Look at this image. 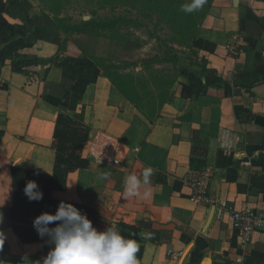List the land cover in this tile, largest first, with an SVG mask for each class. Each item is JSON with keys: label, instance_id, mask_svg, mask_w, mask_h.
<instances>
[{"label": "crops", "instance_id": "crops-1", "mask_svg": "<svg viewBox=\"0 0 264 264\" xmlns=\"http://www.w3.org/2000/svg\"><path fill=\"white\" fill-rule=\"evenodd\" d=\"M35 10L26 0H0V159L51 174L56 117L79 115L88 165L68 174L53 199L89 207L97 231L141 224L132 234L139 264H264V228L242 243L230 218L216 216L226 202L264 219V0L214 1L197 32L213 52L191 50L192 73L152 119ZM230 44L237 54L228 53ZM149 166L151 183L140 191L151 195L125 198V178ZM200 171L210 176V206L190 201L186 179ZM104 172L108 180L99 179ZM13 194L4 166L0 260L34 264L51 245L47 237L28 244L16 237L8 217Z\"/></svg>", "mask_w": 264, "mask_h": 264}, {"label": "trees", "instance_id": "trees-1", "mask_svg": "<svg viewBox=\"0 0 264 264\" xmlns=\"http://www.w3.org/2000/svg\"><path fill=\"white\" fill-rule=\"evenodd\" d=\"M214 1L215 0H207L202 9L189 14L181 11V5L185 4L183 0H100V8L109 7L107 16L105 17L96 15V17H91L88 20H83V18H81L77 24H69L67 20L61 21L55 19H52L51 22L56 30L60 31L61 34L65 36H69L68 34L72 33L81 34L83 39L81 41H74L80 53L93 61L100 73L132 102L124 93L123 89L109 79V68L98 64L94 49L92 48V43L90 42L91 38H97V35H91L90 31H92L93 28H97L99 30H111L113 32L116 30L117 26L121 24L134 28L147 27V22L152 20L151 12L160 11L164 13V17H166V15H168L167 10H170V8H172L171 5L175 4V13L172 16L173 21H179L180 19L178 24L182 26L183 32L181 34L188 38H192L189 43L190 48L213 52L214 45L199 38L197 32L202 21L213 6ZM119 6L122 7L116 10V7ZM42 15L51 19L46 14ZM70 21L71 20L68 19V22ZM259 30L261 34H264V17L260 19ZM89 45H91V48H89ZM145 62H148V64L145 65L148 67L157 63L156 59L143 61V63ZM80 117L79 115L72 116L66 113H60L56 117L52 136L54 165L51 174L48 175L39 171L16 167L8 163V161L0 159V170L4 166L10 168L14 189L12 205L8 209L11 229L23 244L40 242L43 240L38 237L37 232L33 228L32 222L34 218L45 212L54 214L61 201L53 199L51 197V192L54 190H64L66 188L68 174L86 168L88 165V160L82 156V149L87 141L88 130L81 123ZM30 180L35 181L40 191L43 193V198L39 202H29L24 195L23 189L26 182ZM70 204L76 207L81 214L86 215L89 221H92L93 212L89 207L76 203ZM140 225L141 224L131 226L118 223L116 229L119 230L124 238L135 239L132 234L140 232ZM55 226V223L49 225V227ZM141 252L142 249L140 247L137 257H140Z\"/></svg>", "mask_w": 264, "mask_h": 264}, {"label": "rangeland", "instance_id": "rangeland-1", "mask_svg": "<svg viewBox=\"0 0 264 264\" xmlns=\"http://www.w3.org/2000/svg\"><path fill=\"white\" fill-rule=\"evenodd\" d=\"M26 1L32 3L39 14L55 20H67L69 24H77L85 16L88 19L96 15L105 17L109 10V7L100 8V0ZM121 7H116V10ZM171 7L166 17L160 11L151 12L152 20L147 22V27L121 24L113 32L97 28L90 31L91 35H97L90 42L98 64L109 68V79L121 87L138 111L149 119L156 116L162 104L173 94V89L187 80L195 65L190 56L192 38L181 34L180 19L173 21L172 18L175 4ZM68 35L74 40L83 39L81 34ZM262 47L264 49V44ZM153 59L157 63L149 67L145 66L148 62L143 63Z\"/></svg>", "mask_w": 264, "mask_h": 264}, {"label": "clouds", "instance_id": "clouds-1", "mask_svg": "<svg viewBox=\"0 0 264 264\" xmlns=\"http://www.w3.org/2000/svg\"><path fill=\"white\" fill-rule=\"evenodd\" d=\"M207 0H190L181 5L184 13H193L202 9ZM154 174L152 167H145L138 176L129 174L124 181L123 196L125 198H148L149 191L141 193L142 186L150 185ZM111 173H101L99 179L108 180ZM29 202H39L43 198L35 181H27L23 189ZM3 204H0L2 207ZM3 214L0 213V223ZM58 222V223H56ZM55 223V227H49ZM33 228L38 237L51 245L47 255L34 264H139L137 254L140 251L139 242L135 239L124 238L118 229L109 226L104 231H97L86 215L70 203L61 201L54 214L47 212L35 217ZM149 239L152 238L148 234ZM4 243V235L0 233V250ZM0 264H5L0 260Z\"/></svg>", "mask_w": 264, "mask_h": 264}, {"label": "built area", "instance_id": "built-area-1", "mask_svg": "<svg viewBox=\"0 0 264 264\" xmlns=\"http://www.w3.org/2000/svg\"><path fill=\"white\" fill-rule=\"evenodd\" d=\"M228 53L235 55L239 48L236 45L230 44L227 48ZM0 78V87L2 86ZM97 162H102V159H96ZM115 162V160H114ZM210 176L207 171L196 172L186 179V184L191 190L190 201L195 205L210 206L213 204L209 196ZM227 215L231 220V225L234 231L238 233L242 243H248L251 235L264 228V219L253 211H235L233 207L226 202H219L216 205V216L221 219ZM174 254H169L172 257Z\"/></svg>", "mask_w": 264, "mask_h": 264}, {"label": "water", "instance_id": "water-1", "mask_svg": "<svg viewBox=\"0 0 264 264\" xmlns=\"http://www.w3.org/2000/svg\"><path fill=\"white\" fill-rule=\"evenodd\" d=\"M83 20H88V17H87V16H85V17L83 18Z\"/></svg>", "mask_w": 264, "mask_h": 264}]
</instances>
